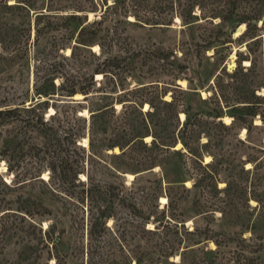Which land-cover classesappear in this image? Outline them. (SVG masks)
I'll list each match as a JSON object with an SVG mask.
<instances>
[{"label":"rangeland","instance_id":"1","mask_svg":"<svg viewBox=\"0 0 264 264\" xmlns=\"http://www.w3.org/2000/svg\"><path fill=\"white\" fill-rule=\"evenodd\" d=\"M4 1L0 109L19 107V117L0 119V264H88L90 244L102 251L103 264L160 259L171 246L174 252L163 260L178 262L184 245L195 250L185 255L193 264H264V0H236L235 12L250 24L247 30L243 23L237 35L242 23L235 20L151 26L112 15L101 25L100 41L114 44L100 59L118 56L110 67L114 75H95L93 95L86 99L39 97L34 91L52 76L56 85L82 80L100 61L85 47L70 58L75 24L54 16L78 2L29 0V8L7 9ZM46 7L51 15L35 18ZM86 13L88 20L95 16ZM90 48L100 52L97 45ZM168 50L174 55L164 57ZM151 83L168 89L163 100L175 90L178 109H189L192 124L181 135L180 112L177 120L150 123L142 140L123 144L124 153L108 145L119 130L125 134L114 116L105 129L89 128L88 107L107 102L119 112L118 100L132 99V89ZM101 86L105 91H98ZM35 100L47 101L37 110L48 126L26 118L24 108ZM246 103L256 114H242L243 122L233 107ZM154 105L163 107L159 100ZM148 108L143 105L142 112ZM217 111L221 116L213 117ZM132 112L136 121L143 117ZM150 115L145 119L155 121ZM77 123L81 136H65ZM177 135L186 146H170Z\"/></svg>","mask_w":264,"mask_h":264},{"label":"trees","instance_id":"2","mask_svg":"<svg viewBox=\"0 0 264 264\" xmlns=\"http://www.w3.org/2000/svg\"><path fill=\"white\" fill-rule=\"evenodd\" d=\"M78 2V5L71 9V11L66 13H58L54 16L59 20L58 22L65 23V22H71L75 24V42L74 44H71L70 49V58L77 59L78 51L81 48H87V51L89 54H91L93 57H96L97 59L101 58V54L105 52V49L111 50V46L114 44V42H108L104 46L103 42L100 41V39H104L105 37L101 34V25L103 22L111 17L114 14H118L122 20L128 21V22H135L139 23L141 25L147 24L151 26H158V25H170L172 24L176 18H178V21L181 22L183 25H190L195 20L203 19L204 21L211 22L215 18H221V20H235L238 24L244 23L246 26V29L248 30L250 28L249 21L246 20L243 12L238 13L236 11V0H74ZM29 0H15L13 4H8V2L4 1V7L7 9L12 8H29ZM95 12V16L92 20H88L87 13L86 12ZM78 12H83L78 13ZM50 10L46 7L43 10H39L37 14L35 15V18L39 19L45 16H50ZM132 18V19H129ZM260 16H255L254 20H259ZM48 23L51 24L50 21ZM57 23V22H56ZM47 24V25H50ZM62 26V24H60ZM35 34L39 35L41 29L37 24H35L34 27ZM115 35H117V31L114 32ZM103 40V41H104ZM1 41V38H0ZM116 41L119 42V35L116 37ZM97 45L99 48V53L91 51L90 46ZM209 46V44H207ZM125 53L129 52V48H124ZM108 52V51H107ZM164 57H167V55H174L173 50L163 51ZM132 54V53H131ZM118 60V56L116 55H109L108 57H104L103 59H100L98 61V64L93 69V71L90 74H87L84 76L82 80H61L58 85L55 84L54 78L55 76H52L51 78H48L47 81H44L42 83H39L35 86V94L39 97L41 96H54L55 94L59 95H69L74 96L76 94H82L83 97L86 99L88 96L93 95L92 92L95 89L96 86V80H94V76L97 74H102L103 77L107 75H112V71L110 70V67H114V62ZM238 64H240V61H238ZM114 84L112 83V86L110 88V91L114 89ZM143 84V82L141 83ZM156 83L151 84H144L140 87H136L131 90L132 93H135L137 95L130 96L133 97L132 99H123L121 98L118 100V103H121V110L119 112H116L115 108L112 106H109V103L104 102L102 104L97 103V106L95 108L88 107V111L90 112V119H89V128L91 130H97L100 126H102L105 129V126L110 124L111 118L114 116L116 121L115 127L122 128V131L125 132L123 134L121 130L118 131V133L114 134L112 138L109 139V146L114 147L118 146L121 150V153H124L123 150V144L127 141H133L136 139L142 140L141 136H144L145 133L148 132L149 125L152 123L153 126L158 124V122H168L169 119L177 120L178 113H183L185 115V122L178 130V133L181 135L182 129H185V126L191 125L190 122L191 114L189 112V109H178V98L174 95V91L171 92V99L170 100H163L161 97L168 92V89L164 88L163 90L157 89ZM177 84H175L176 86ZM152 88V89H150ZM176 88V87H174ZM105 86H101L98 91H105ZM181 90V89H180ZM140 92V93H139ZM183 91L181 90L180 93ZM108 95L107 93L101 94ZM111 95V94H110ZM125 96V94H124ZM122 96V97H124ZM102 98V97H101ZM160 98V99H159ZM130 101L129 103H126L125 101ZM154 100H159L163 104V107H156L154 105ZM47 102L46 100H35L34 103H31L30 106L24 108L28 112L27 119L29 121H33L34 124H40L41 126H48L47 121L43 119V115L41 112H38L37 108L41 106L42 103ZM149 105V110L146 111V113L142 112L143 105ZM126 105V106H125ZM130 107L129 111H127V108ZM109 108L111 109V112L109 111ZM154 108V110L152 109ZM133 109L137 112V114H141L143 117L136 121L135 115H133ZM233 109L239 110L240 117H236L237 119L244 122V118L242 114L246 115H255V110H253L252 105L249 103L243 104L241 108H236V106L233 107ZM36 110V112H35ZM57 111L52 113L53 115L56 114ZM152 114V115H150ZM10 115L12 118H18L19 117V107H12V108H5L0 109V119H3L4 116ZM144 115H150L151 118H153L155 121H152V119L147 120L145 119ZM221 112L217 111L213 115V117H220ZM77 121L79 122L81 119L80 116H76ZM235 118V117H234ZM1 121V120H0ZM38 122V123H37ZM160 122V123H161ZM159 123V124H160ZM76 126L77 128L73 129V127H69L66 131L65 136L73 137V140H75L77 137L81 136V132L79 129H82L83 126L79 123ZM223 127H227L225 124L221 123ZM192 129V128H191ZM127 137L126 139H124ZM179 135L175 136L173 140V144H170V146H174L176 142L180 141L183 146L187 145L186 141L181 140ZM89 143L92 145L93 140L92 137L89 138ZM176 152H178L176 150ZM54 171V168H53ZM5 184V182H3ZM6 185V184H5ZM187 189V188H185ZM172 200L170 199V202ZM103 215V222L105 223L106 218L110 217V213L108 214H102ZM94 228V222L90 224V234L92 233ZM148 231H154L153 229H148ZM185 233L191 234V230H185ZM54 240V239H53ZM216 245L218 243L214 241ZM166 246H164L165 248ZM185 250H182L179 253V261H170L165 262L164 260H167V258L174 252V247H166V250H162V256H160V259L149 257L148 260L145 262H142L143 260L141 258H135V264H193L194 262H187L186 261V253H193L195 252L194 249L188 248L187 245L183 246ZM90 250L87 252L88 256V264H103L105 262V258L103 259L102 251L96 247H92L90 244L89 247ZM205 254L207 252H204ZM209 253V252H208ZM210 253H213L210 251ZM164 259V260H163ZM110 262H113V259H110ZM117 262H115L116 264ZM207 264H210V262Z\"/></svg>","mask_w":264,"mask_h":264},{"label":"bare ground","instance_id":"3","mask_svg":"<svg viewBox=\"0 0 264 264\" xmlns=\"http://www.w3.org/2000/svg\"><path fill=\"white\" fill-rule=\"evenodd\" d=\"M176 20L178 21V18H176ZM243 26H244V24L242 23L241 25H240V27L235 31V35H237V34H239L240 32H241V30H242V28H243ZM94 47H96V46H94ZM233 55V54H232ZM233 58V57H232ZM246 63H247V61H245ZM232 64V63H231ZM97 77H99V74H97ZM75 97H79L80 95L79 94H76V95H74ZM180 116L182 117V118H184V115H183V113H180ZM227 119H228V117H227ZM83 140H84V142L86 141V138H83ZM129 177H132V173L130 174V173H128L127 174ZM161 200H165V198L164 197H161Z\"/></svg>","mask_w":264,"mask_h":264}]
</instances>
